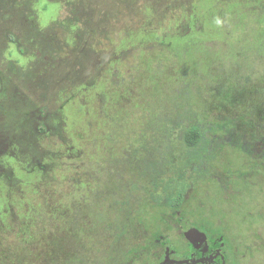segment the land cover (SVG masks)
Wrapping results in <instances>:
<instances>
[{"label": "rangeland", "instance_id": "1", "mask_svg": "<svg viewBox=\"0 0 264 264\" xmlns=\"http://www.w3.org/2000/svg\"><path fill=\"white\" fill-rule=\"evenodd\" d=\"M33 1L8 0L0 9V73L41 115L57 114L60 135L42 129L45 158L37 166L8 159L14 178L0 180V264H66L70 252L78 264H89L88 218L101 219L109 232L108 222L120 223V209L133 202L134 217L143 210L154 229L157 215L141 200L183 201L185 194L195 198L187 205L199 218L241 244L237 253L244 257L231 252L229 264H264V168L227 149L203 168L204 181H196V168L185 179L171 173L161 184L164 194L156 192L141 173L147 164L141 166L142 147L161 140L156 132L144 135V127L159 120L147 121L139 109L160 107L162 93L180 89L191 105L199 102L194 115L203 118L209 104L203 100L213 89L248 86L244 76L264 70V0H46L42 9ZM169 66L176 70L167 72ZM15 103H0V144L7 141L2 129L21 117L23 106ZM125 106L138 108L134 118ZM96 134L103 143L96 144ZM54 236L62 245L55 260Z\"/></svg>", "mask_w": 264, "mask_h": 264}, {"label": "trees", "instance_id": "2", "mask_svg": "<svg viewBox=\"0 0 264 264\" xmlns=\"http://www.w3.org/2000/svg\"><path fill=\"white\" fill-rule=\"evenodd\" d=\"M7 1L0 0V9L8 7L5 5ZM156 65L161 66L158 63ZM172 69L176 70L175 66L166 68L167 72H172ZM254 76H259V78H256V80ZM244 77L243 82L248 83L245 88H241L240 84L236 83L235 85H239L233 90L228 89L225 92H220L213 89L210 93L211 98L209 95L203 100L209 103L204 108L203 118H197L194 115V110L199 102H193V105H191L189 94L180 89L176 91L174 89L171 93H168L165 98H169L170 102L164 101L165 98H163L162 93V106L160 107L149 109L142 106L139 108L140 110H146L147 121L151 119L159 120L158 126L147 124L144 127V135L156 132L161 136V140L154 147L149 144L146 146L147 143L145 144L146 147H142L146 152V156L143 158L144 163L141 166L145 168L147 164V168L143 173L146 179L147 176L149 177V183L159 184L158 191L164 194L166 187L161 184L171 173L175 175L176 179L179 178L180 180V178L190 177L191 171L196 168V171L200 174L196 176V181H204L203 168L206 169L210 162H215L217 156L225 153L227 149H235L241 153L245 156L246 162L250 163V166L264 168V70L257 75L249 73ZM163 84L165 83L163 82ZM257 85L260 86L256 88ZM162 90L164 89L162 88ZM156 97L158 96L156 95ZM2 99L4 100V97ZM216 99H222V103L213 104ZM150 101L154 102L156 100L152 96ZM163 101L166 103L165 105ZM224 103H226V107ZM218 105L226 109L225 114L218 109ZM125 109L128 111L133 108L128 109L125 106ZM136 109L138 108H134L132 111L131 116L133 118ZM227 109L229 112H227ZM140 110H138L139 113ZM24 112L27 113L28 111L23 106L21 113ZM119 113L116 112L114 115L117 117ZM56 115V113L48 115L50 125L46 131L60 135L59 120ZM210 116L213 117L212 120ZM110 120L111 118H107L104 121L109 122ZM14 129L15 127L8 128L7 126L2 129L6 133L5 140H7L4 143L8 144L9 147L7 150L0 148L2 150L0 153V180L7 183H11L14 178V168L10 165L8 159L21 165L26 163L24 166L31 168L33 165L37 166V163L45 158L43 149L39 145L42 132L35 130L33 125L20 131ZM146 129L149 133L146 132ZM136 133L138 131H132L133 135H136ZM174 140L176 145H174ZM48 159H53V157L50 155ZM136 182H144V180L139 177ZM139 187L136 186L135 188ZM160 199L163 200L164 198ZM135 205L139 204L130 203L131 209ZM120 212L122 213L119 216L121 217L120 223L114 220L108 222L109 232H107V228L101 227V219L98 218L99 221L96 223V220L93 221L88 218V229L84 234L87 237L84 257L88 258L89 264H123L125 261V256L128 255V249L132 244V238H128L130 235L126 236L123 227H128L127 229L131 232L136 218L129 208L126 210L120 209ZM74 222L72 220L69 226L73 228ZM124 233L125 236H123ZM60 237H52V243L56 244V249L51 253L54 260L55 257H60L58 247V245L62 246L58 242ZM123 239L126 240V243L123 242ZM99 251L101 252L99 253ZM73 253L70 252L68 257L64 259L66 264L73 260L77 264L79 263V255L75 253L77 255L76 260ZM95 253H98V255ZM22 261L21 259L20 263Z\"/></svg>", "mask_w": 264, "mask_h": 264}, {"label": "flooded vegetation", "instance_id": "3", "mask_svg": "<svg viewBox=\"0 0 264 264\" xmlns=\"http://www.w3.org/2000/svg\"><path fill=\"white\" fill-rule=\"evenodd\" d=\"M19 47V45H16ZM7 79L0 73V103L8 101V99L18 100L15 106H24L27 113H22L17 120L15 131L27 129L33 125L34 129L40 133L49 127L48 112L41 115L36 106L29 103L21 92L15 91L12 85L7 84ZM8 86V89H7ZM10 86V87H9ZM7 90L9 91L7 92ZM4 97V100L2 99ZM13 102V101H11ZM19 104V105H17ZM35 111L38 113L36 114ZM36 114V115H35ZM5 125V124H4ZM1 129V128H0ZM96 144L104 142L103 136L95 135ZM0 144V148L8 149V144ZM2 152V150H0ZM82 150L78 154L81 156ZM78 156V155H77ZM43 167V165H40ZM144 170L141 171L143 173ZM141 178L137 175L136 178ZM83 183V182H81ZM158 185L152 183V188L158 191ZM195 191L194 187H190L188 191ZM184 200L179 201L178 198L167 200L158 197L146 196L141 200L147 206H150L151 211L157 215L155 221L151 220L153 228H149L146 221L148 218L142 216L136 218L133 230L130 232L126 226L123 227L128 238H132V244L128 249V264H229V259L232 258L234 252L236 255L237 248L241 244L235 241H229L225 238V233L220 234L215 226L210 225L206 221V217H198V213L194 207H189L188 202L195 200L188 199L190 196L185 194ZM131 211L135 208H130ZM203 214H205L203 212ZM125 234V233H124ZM178 238L177 240H175ZM243 246V245H242ZM250 248L249 246H247ZM236 258L244 256H235ZM125 264V263H124Z\"/></svg>", "mask_w": 264, "mask_h": 264}, {"label": "clouds", "instance_id": "4", "mask_svg": "<svg viewBox=\"0 0 264 264\" xmlns=\"http://www.w3.org/2000/svg\"><path fill=\"white\" fill-rule=\"evenodd\" d=\"M45 6H46V0H40V3H38V4L36 5V7H37L38 9H42V8H44ZM49 7L55 8V7H57V6H49Z\"/></svg>", "mask_w": 264, "mask_h": 264}]
</instances>
